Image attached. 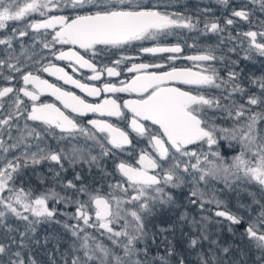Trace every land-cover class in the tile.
Here are the masks:
<instances>
[{
  "label": "snow or ice",
  "instance_id": "snow-or-ice-1",
  "mask_svg": "<svg viewBox=\"0 0 264 264\" xmlns=\"http://www.w3.org/2000/svg\"><path fill=\"white\" fill-rule=\"evenodd\" d=\"M219 2L228 5V0ZM259 4L264 13V0ZM66 9L74 14H60ZM252 15L246 4L233 8L222 26L215 19L201 22L162 12L145 0H0V264H43L38 245L45 248L47 264H248L250 254L252 264H264V75L242 78L234 69L239 61L226 53L217 55L209 47L181 56L183 48L176 44L141 51L169 53V61L182 58L191 67L148 71L164 65L133 63L125 69L136 73L129 81L97 87L75 79L65 67L42 63L34 51L36 44L55 49L56 60L69 62L73 71L90 69L88 79L100 81L105 74L119 77L122 59L98 68L77 48L94 57L103 47L120 49L174 29L197 30L203 23L199 31L204 34L228 33L221 43L227 39L236 45L229 53L239 55L238 46L243 59H264V21L259 30L228 32L240 21L251 24ZM30 32L33 44L26 46L22 38ZM57 45L71 47L64 51ZM215 64L233 67L222 76ZM43 73L98 102L50 82ZM117 93L137 98L121 100ZM89 114L115 117L125 126L81 119ZM141 142L145 147H138ZM129 148L137 152L133 163L114 159L113 171L104 170L105 157ZM77 164L99 169L105 182L90 185L78 172L65 181L62 174ZM40 165H47L52 177L41 174L33 186L24 177ZM215 182L242 187L249 202L227 210L216 197ZM174 190H186L187 206L201 213L214 205L212 216L226 220L239 243L221 242L210 228L212 217L187 210L153 231L160 210L185 207ZM177 223L188 228L181 249L166 235L174 234ZM53 224L62 233L41 241L38 228Z\"/></svg>",
  "mask_w": 264,
  "mask_h": 264
},
{
  "label": "flooded vegetation",
  "instance_id": "flooded-vegetation-1",
  "mask_svg": "<svg viewBox=\"0 0 264 264\" xmlns=\"http://www.w3.org/2000/svg\"><path fill=\"white\" fill-rule=\"evenodd\" d=\"M214 2L213 6L217 7V14L220 15V13L223 14H228L231 17V10L233 8H239L242 6V2L248 3L247 0H229L228 1V5H223V3H220L219 1H215L212 0V3ZM199 3H201L202 5H206L208 6L211 3V0H145V4L146 5H154L158 8V10L162 11V12H168V13H182L184 16L187 17H191L192 15V7L193 5H198ZM250 4L253 6L254 4L250 2ZM225 6L227 7L226 10ZM250 6V8L252 7ZM60 14H64V15H73L74 13L72 12V10L70 9H66L64 10L62 13ZM222 23V21H221ZM252 23H255L253 21V18L251 19V24H249L248 22H244V21H240L238 24L234 25V26H229L228 32L231 33V35L235 36L236 32H243L244 30H255L254 26ZM17 27L19 28H23V23L22 22H18L17 23ZM203 27L202 26H198L197 30H188V29H174L172 30L171 33L167 34V35H159L157 36L155 39H149V40H144V41H137L134 42L131 45L125 46L124 48H120V49H116V48H108V47H103L102 50L98 51L97 54L93 57L91 56L90 53L86 54L84 53V51L82 49H78V51L81 52L82 55H85V58H91L93 60L94 63L97 64L98 68H103L104 66H113V62L115 60L118 59H122V64L120 66L121 70V75L119 77H108L106 74L101 78L100 81H91L88 79L89 76L93 75V73L91 72L90 69H79L76 71H73V66L69 65V62L67 61H58L54 58L52 51H49L48 49H43L41 44H36L34 47V51L35 53L41 58V62L46 64L49 61H51L52 63L57 64L60 67H65L66 71L69 72V74L73 75L75 79H80L81 82L83 83H88V84H93L97 87H101L103 83L105 82H109V83H114L117 86H121L120 82L121 81H129L134 75H136V73H130L127 72L125 69L127 67H130L131 64L133 63H147V64H163L164 68L162 69H155V68H151L148 69V71H166L169 70L170 67L175 66V67H191L192 63L190 61H187L185 59H177L175 61H169L167 59V57L170 55L169 53H145L143 51H141V48L143 47H156V46H174L176 44H179L182 48H183V53H181V56H186V55H192V54H197L200 51L206 50L207 48L211 47V48H216L217 49V55H220L222 53H226L232 60H238L239 63L234 66V69L238 72H240L241 77L242 78H246L244 76L249 77V72H251V68L252 66L248 65V64H254V62L258 61V57H254L253 59H243V51L242 49H240L237 46V52L239 53V55H237L236 53H229L228 52V44L227 43H221V36L227 35L228 33L225 34H221V36H218L217 34H204L201 31H199L200 28ZM234 29V30H233ZM42 39V38H40ZM48 39H50V37H48ZM225 41V40H224ZM22 42L26 45V46H31L33 44V34L30 32L28 36L23 37L22 38ZM219 43L220 46L216 47L217 44ZM14 44L19 47V42L14 41ZM194 46V47H193ZM236 46V45H235ZM69 47L71 46H60L57 45L56 49H61L64 51H67L69 49ZM261 59V58H259ZM262 61H264V59H261ZM215 67L219 70L220 75H225V73L228 70V67H233L232 65H228V67H225L223 64H215ZM196 70V69H194ZM33 71H35V69H33ZM43 78L48 79L50 82L53 83H57L58 85L63 86L65 89L69 90V91H74L77 95H81L87 98V100L89 102H98L97 97H87L86 93L81 92L79 89H76L73 85H64L62 81H57L55 77H52L50 75H48L47 73H43ZM187 88H190L192 86H182ZM206 94H216L219 95V92L216 90H208V93ZM102 95H112V94H102ZM116 96L120 97L121 100L124 99H135L137 98L135 94H129V93H117L115 94ZM42 99L47 100L48 102H56L54 97H49V96H45L42 97ZM58 103V102H56ZM90 118H99V119H109L111 122L118 124V126L120 127H124V122L118 121L117 118L112 117V118H107V117H99L93 114H89L86 117H82L81 119L83 121H87ZM90 127V126H89ZM128 130V129H126ZM130 131V130H129ZM130 135L132 137H134L133 139V144H136V139H135V134L130 132ZM52 143H54V141H50ZM91 143V142H89ZM138 147H145L144 143L141 142ZM95 152H99V149L96 148L94 150ZM128 152H131L132 155H129ZM128 152H124V153H120L117 152V155L115 158L112 157H105L104 159L110 163V165L112 166V170L115 167V163H118L120 160H125L129 163H133L134 160L137 158V152L133 151L131 148L128 149ZM114 159H115V163H114ZM81 164H77L76 167L73 168H69L68 171L66 173H63L62 175L65 178V181L67 179H72L74 173L78 172L80 173V166ZM67 167V165H66ZM41 168L42 172L44 173V176L47 177L48 179H51L52 177V173L48 171V166L47 165H40L38 166L39 170ZM35 173H38V171H36ZM175 191H179L181 194L179 195V197H177V199L179 200L180 203L183 202L184 196H185V191L186 190H174ZM176 194V193H175ZM235 196V195H234ZM239 198H241V200L239 201L238 199H236L234 197L233 201H231L232 199L229 200L228 203V207L227 210L230 211H235L236 207L238 206V203H248V197L247 195H243L241 197V195H239ZM186 201V200H185ZM206 208L208 209H212V212H214L216 209H213V206L208 207V205H206ZM167 209V208H165ZM163 210V209H162ZM191 210L198 215V213L200 212L198 209H195L194 207L191 206ZM161 211V210H160ZM171 217L174 216V214H172L173 209H168L166 210ZM206 213V212H203ZM167 214V215H168ZM165 216L166 214H160ZM168 215V216H169ZM168 219V218H167ZM222 220H224L222 218ZM153 221H156L155 219ZM171 222V221H170ZM156 225V224H155ZM157 226V225H156ZM212 227L214 228H228V222L226 220H224V222L220 223L219 225H212Z\"/></svg>",
  "mask_w": 264,
  "mask_h": 264
},
{
  "label": "trees",
  "instance_id": "trees-1",
  "mask_svg": "<svg viewBox=\"0 0 264 264\" xmlns=\"http://www.w3.org/2000/svg\"><path fill=\"white\" fill-rule=\"evenodd\" d=\"M215 1H219V0H215ZM201 2H202V0H201ZM213 4H214V2L212 3V0H211V3L208 6L202 5L201 3H199L198 5H195V6L193 5L191 17L194 19L198 18L201 22H203L205 19L219 20L220 22L222 21L221 24L223 26L224 20L226 18H231V17H230V15L223 14V13H220V15H218L219 14V13L217 14L218 8L214 7ZM258 4H259V0H258ZM258 6L260 8V4ZM205 9H208L209 11L206 13L204 11ZM254 14H257V19L255 21L253 20L255 23H252V24H253L255 30H259V25H260L261 21H264V13H262L260 10H258ZM9 23L11 24L12 22H9ZM202 24L203 23H201L199 26H202ZM243 31H247V30L243 29ZM3 34H4V32L0 31V36H2ZM224 36H226V35H224ZM224 42L228 44V47L235 46L227 39H225ZM216 44H217V46L218 45L220 46L219 43H216ZM2 48H3V46H0V50H2ZM0 54H2V53H0ZM248 65L252 66L251 72L248 73L249 77L264 75V61L259 59V57H258L257 62H254V64H248ZM244 77H247V76H244ZM103 164L105 165L104 167L107 169V171L112 169V166L110 165V163H108V162L104 163L103 162ZM80 166H81L80 175L84 178V181L86 183H88L90 185L91 184L99 185L103 181L105 182L104 173L101 172L99 169L93 167L91 170H89L88 166H85V164H81ZM37 171H38V173H32L31 171H29L28 174L24 177L25 181H30L33 186L38 185L39 184L38 177L41 174L44 175V173L42 172L41 168ZM175 193H176V196L180 198L179 195L181 193L179 191H175ZM57 207H59L61 209V211L64 210L62 208V206H57ZM179 209L180 208L173 209V212H172V214H174L173 217H171L168 213H166L167 212L166 210H168V208L159 211L157 213V215L154 217V219L156 221H153V225H152V229H154L153 231H156L157 226H160V227L167 226L163 223L164 221H167L169 224H172L174 221H176L178 218L177 215H179V212L183 211V210H179ZM71 210H72L71 208L68 209V211H71ZM160 214H166V215L163 216ZM222 222H224V220L220 221V223H222ZM174 228H175L174 234H167L166 233V235L169 236V240H171L174 244L177 245L178 249H181L182 247L186 246V245H184L183 234L188 232V228L186 226H183V225L178 224V223L174 225ZM212 229H215V228L212 227ZM62 231L63 230L59 225H55V224H53V225H41L37 230L36 236L41 241H43V239L46 235H51L53 233L59 234V233H62ZM216 231L217 232L214 231V233H218V238L221 240V242L226 241L227 243H233V242L239 243L238 238L233 236L232 233H230L228 231V228H222L221 227L220 229L219 228L216 229ZM159 242H160V237L157 238V243H159ZM47 247L50 248L51 245H48ZM37 249L39 252V257L43 261V264H47V256L44 255L45 248L38 245ZM160 251L163 252V245H161ZM254 258H255L254 254H250L249 259H248V264H252V260H254Z\"/></svg>",
  "mask_w": 264,
  "mask_h": 264
},
{
  "label": "rangeland",
  "instance_id": "rangeland-1",
  "mask_svg": "<svg viewBox=\"0 0 264 264\" xmlns=\"http://www.w3.org/2000/svg\"><path fill=\"white\" fill-rule=\"evenodd\" d=\"M248 1V3L249 4H247V3H245L247 6H248V9L253 13V15H252V18H253V20L255 21L256 19H257V14H254L255 12H257L258 10H260V8H259V4H258V0H257V2L256 3H253L254 5L252 6L251 4H250V2H251V0H247ZM252 3V2H251ZM242 4V6L243 5H245L244 4V2H242L241 3ZM250 6H252L251 8H250ZM259 8V9H258ZM227 9V7L225 6V9L224 10H226ZM251 18V19H252ZM211 34V33H210ZM98 153V151L97 152H95V151H93V155H96ZM103 162L104 163H107V161L105 160V159H103L102 161H101V163H102V165H103V167L105 166L104 164H103ZM85 166H87L86 164H85ZM104 170L106 171V172H112L113 170L112 169H110L109 171H107V169L104 167ZM104 183V181L101 183V184H103ZM214 188H215V190H216V197H217V199H219V200H221V201H223V203L228 207V203H229V200L230 199H232L231 201H233V199H234V197L236 198V199H238L239 201L241 200V198H239V195H241V197L244 195H247V193H246V191L242 188V187H240V188H237V187H229V186H226L225 184H223L222 182H215L214 183ZM57 190H59V189H57ZM235 195V196H234ZM242 201V200H241ZM181 205H183V206H185V207H181L179 210H187V211H189V212H191L192 214H195L192 210H191V206H187V202L185 201V200H183V202L181 203ZM238 206L236 207V209L239 207V205H240V203H238L237 204ZM210 206H213V209H215V206L214 205H208V207H210ZM211 209V208H210ZM206 213H201V212H199L198 213V215H206V216H210V217H212V219H213V223L210 225V228H211V230L214 232H217L216 231V229H218V228H215V229H212V225H214V224H216V225H219L220 223H216V221L217 220H219V221H221L222 220V218H216V217H213L212 216V209H211V212L210 211H205ZM180 213V212H179ZM196 215V214H195ZM178 216V215H177ZM153 220H154V217H153ZM151 228H152V226H150ZM152 230H154V229H152Z\"/></svg>",
  "mask_w": 264,
  "mask_h": 264
}]
</instances>
